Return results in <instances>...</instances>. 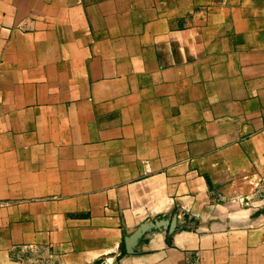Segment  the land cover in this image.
Returning <instances> with one entry per match:
<instances>
[{
	"label": "crops",
	"instance_id": "crops-1",
	"mask_svg": "<svg viewBox=\"0 0 264 264\" xmlns=\"http://www.w3.org/2000/svg\"><path fill=\"white\" fill-rule=\"evenodd\" d=\"M0 264H264V0H0Z\"/></svg>",
	"mask_w": 264,
	"mask_h": 264
},
{
	"label": "water",
	"instance_id": "water-1",
	"mask_svg": "<svg viewBox=\"0 0 264 264\" xmlns=\"http://www.w3.org/2000/svg\"><path fill=\"white\" fill-rule=\"evenodd\" d=\"M137 236L138 234L133 235L132 237L126 239V245H127L128 250L131 247V244L133 243V241L137 238Z\"/></svg>",
	"mask_w": 264,
	"mask_h": 264
}]
</instances>
